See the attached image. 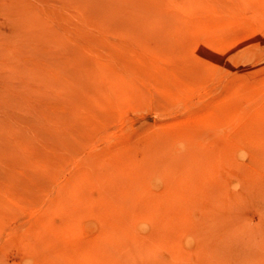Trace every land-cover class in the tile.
<instances>
[{
    "label": "rangeland",
    "instance_id": "1",
    "mask_svg": "<svg viewBox=\"0 0 264 264\" xmlns=\"http://www.w3.org/2000/svg\"><path fill=\"white\" fill-rule=\"evenodd\" d=\"M153 262L264 264V0H0V264Z\"/></svg>",
    "mask_w": 264,
    "mask_h": 264
},
{
    "label": "bare ground",
    "instance_id": "2",
    "mask_svg": "<svg viewBox=\"0 0 264 264\" xmlns=\"http://www.w3.org/2000/svg\"><path fill=\"white\" fill-rule=\"evenodd\" d=\"M130 158H131V157H130ZM129 160H130V159H129ZM156 161H158V160H156ZM157 164H158V163H157ZM127 165H128V164H127ZM128 167H129V166H128ZM161 168H162V167H161ZM161 168H160V169H161ZM166 168H167V167H166ZM133 170H134V169H133ZM172 171H173V170H172ZM121 172H122V171H121ZM160 172H161V171H160ZM173 172H174V171H173ZM132 173H133V172H132ZM133 174H134V173H133ZM133 174H132V175H133ZM111 175H112V174H111ZM124 176H125V175H124ZM110 177H111V176H110ZM110 177H108V178H110ZM120 177H121V176H120ZM129 177H130V176H129ZM134 177H135V175H134ZM162 178H164V177H163V174H160L159 172H157V173L152 174V175L150 176L149 180L146 179L148 182H147L146 180H144V181H146V182L149 184V186H150L151 188H153V187H156V186H158V185L160 184ZM122 179H123V178H122ZM124 179H125V178H124ZM128 179L130 180L131 178H128V177H127L126 180H128ZM135 179H137V178L135 177ZM167 179H168V180H167V183H169V188L172 189V188H173V184H174V182H173L172 178H170L169 176H168ZM105 180H106V179H105ZM114 180H115V179H114ZM114 180H113V181H114ZM116 180H117V179H116ZM126 180H125V181H126ZM140 180H142V179H139V180L137 179L136 181L138 182V181H140ZM142 181H143V180H142ZM120 182H121V181H120ZM127 182H128V181H127ZM146 182H145V183H146ZM122 183H123V182H122ZM138 183H140V182H138ZM147 183H146V184H147ZM127 184H128V183H127ZM129 184H130V183H129ZM129 184H128V185H129ZM141 184H143V183H141ZM135 185H136V182H135ZM138 185H139V184L136 185V188H137ZM143 186H144V184H143ZM141 187H142V185H139L137 189H139V188L141 189ZM144 187H145V186H144ZM131 188H132V187H131ZM128 189H129V188H128ZM140 189H139V193H140L141 191H143V189H142V190H140ZM144 189H145V188H144ZM124 190H125V189H124ZM129 190H130V189H129ZM163 190H165V189H163ZM122 191H123V190H122ZM144 191H145V190H144ZM144 191H143V192H144ZM125 192H127V190H126ZM130 192H131V194H133L131 190H130ZM123 193H124V192H123ZM136 193H137V194H136ZM136 193H134V194H136L135 196L139 195V194H138V191H137ZM127 194H128V192H127ZM131 194H129V196L127 195L126 198H127V197L131 198V196H130ZM123 195H124V194H123ZM125 195H126V194H125ZM140 195H141V193H140ZM140 195H139V196H140ZM139 196H138V197H139ZM115 197H116V196H115ZM122 197H123V196H122ZM136 198H137V197H136ZM138 199H139V198H138ZM106 201H108V200H106ZM133 201H134V200H133ZM153 201H154V200H153ZM105 203H106V202H105ZM133 203H134V202H133ZM136 203H137V202H136ZM153 203L156 204L155 201H154ZM147 204H148V203H147ZM151 204H152V203H151ZM154 204H153V205H154ZM118 205H119V204H118ZM128 205H130V204L128 203ZM103 206H104V205H103ZM108 206H109V204H108ZM111 206H112V205H111ZM111 206H110V207H111ZM148 206H149V205H148ZM150 206H151V205H150ZM105 207H106V206H105ZM113 207H114V206H113ZM122 207H124L123 204H122ZM110 209H111V208H110ZM115 209H117V208H115ZM120 209H122V208L120 207ZM117 210H118V209H117ZM123 210H125V209H123ZM130 214H131V212H130ZM148 215H149V214H148ZM149 216H150V215H149ZM130 218H131V217H130ZM155 218H156V217H155ZM131 220H132V219H129V216H128V217H127V216H124V217L120 218L121 223L123 222L124 224H127V223L131 222ZM146 220H148V219H139V221H138V225L141 226V227H143V228H145L144 226L147 224V221H146ZM132 222H133V221H132ZM118 223H119V222H118ZM144 223H145V224H144ZM142 248H143V247H141V248H136L135 250H137V251H134V250H133L132 252H129V253H128L127 251H117L116 253L118 254V256H119V254H121V255L125 254L124 256H125V258H126V263H127V262L130 263V260H131L130 258L133 257L132 254L134 253V254L137 255V252H142ZM145 251H146V249H144V252H145ZM147 252H148V250H147ZM111 253H113V252H111ZM111 253H109V255H110V257H113ZM113 254H114V253H113ZM102 255H103V254H102ZM115 255H116V254H115ZM105 256H107V254H106ZM136 257H138V256H136ZM152 258H153V257H152ZM106 259H107V258H106ZM139 259H140V258H139ZM107 260H108V259H107ZM136 260H137V259H136ZM140 260H141V259H140ZM140 260H139V261H140ZM146 260H147V259H146ZM151 260H152V259H151ZM112 261H113V260H112ZM153 261H154V260H153ZM155 261H156V260H155ZM136 262H137V261H136ZM147 262H148V261H146V263H147ZM99 263H101V262H99ZM153 263H154V262H153ZM108 264H109V263H108ZM154 264H155V263H154Z\"/></svg>",
    "mask_w": 264,
    "mask_h": 264
}]
</instances>
